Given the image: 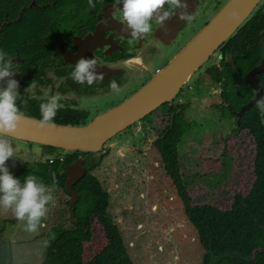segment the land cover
<instances>
[{"label":"rangeland","instance_id":"374dc122","mask_svg":"<svg viewBox=\"0 0 264 264\" xmlns=\"http://www.w3.org/2000/svg\"><path fill=\"white\" fill-rule=\"evenodd\" d=\"M194 35L196 32L187 42ZM185 41H177V51ZM178 102L186 105L185 118L192 125L178 149L184 185L194 205L229 210L235 195L248 194L255 181V142L247 131L233 133L235 118L221 120V87L204 70L182 90ZM167 123V109H159L149 120L137 123L132 132L112 138L106 143L111 147L108 155L91 174L110 196L108 213L134 264H201L204 252L197 234L153 145ZM208 160H218V168L205 167ZM54 197L43 221L46 227L38 233L25 231L24 222L0 208V234L11 242L15 263L42 264L50 232L72 227L70 198L60 187Z\"/></svg>","mask_w":264,"mask_h":264},{"label":"flooded vegetation","instance_id":"af4514ba","mask_svg":"<svg viewBox=\"0 0 264 264\" xmlns=\"http://www.w3.org/2000/svg\"><path fill=\"white\" fill-rule=\"evenodd\" d=\"M226 1L181 0L182 4L187 5V13L193 15L192 20L181 21L179 14L185 9H179L175 16L163 24L153 22L151 33L146 35L144 39L132 40L130 31H124L122 13L116 11V8L122 10V3L114 7V0H103V3L97 2L95 9L89 10L88 0H44L42 2L31 0L28 5L22 7L17 18L9 19L6 17L5 22L1 25V30L6 29L7 32H9L10 24L19 25L15 33L19 42L14 44L12 48L13 64L18 69V71L15 68L12 70L15 72L13 77L17 79L20 85L18 91L22 97L18 99L17 105L25 115L41 120L40 105L46 103L49 96L60 93L63 96L60 101L63 107L57 112L54 123L74 126L88 124L96 116L119 106L160 73L188 44L191 39L188 42L187 39L191 33L196 32L197 34L199 32L197 26L204 24L200 28L201 30L208 24L215 12H218ZM26 9H30L34 15L24 19L23 12ZM259 11L264 13V0L253 12L250 19ZM261 36L264 44V31ZM181 39H186V44L177 51L176 43ZM230 54V50H225L223 45L202 70L207 73L214 67L221 68L222 63H227L226 57ZM81 58H96L97 74L104 75L102 82L88 86L86 83L77 84L71 79L70 74ZM199 74L200 72L197 75ZM259 75L257 76L258 79ZM112 80L120 85L121 92L112 91L109 86ZM33 82L32 91L26 92L25 90ZM0 83L2 85L0 88L7 86V79ZM178 98L175 102L159 108L167 109L168 116L167 126L162 132L171 125L176 113L181 112L185 118L186 108L184 110L182 108L186 105L178 102ZM173 109H175L174 112ZM155 112L140 122L149 120ZM235 117L237 118V116ZM185 120L189 122L187 118ZM136 124L125 131L130 130L132 132V128ZM162 132H159V137L153 143L156 151V142ZM6 139L10 141L17 153L15 159L8 160L15 163L14 167L8 168L9 170H15L25 165L32 167L45 165L57 160L62 162L61 173H65L67 178L65 187L60 188L70 198L68 200L70 205L68 204V206L71 213V225L73 226V222L78 220L71 212L72 197L66 192L67 169L78 158L82 157L84 158L83 166L88 173L90 164H96L98 167L108 155L111 147L105 146L104 150H107V153L96 162L98 154L95 153L76 152L64 156L63 151L59 149L10 138ZM71 157H75V159L71 163H67ZM155 166L158 167V165ZM76 186L77 184L74 186L75 191Z\"/></svg>","mask_w":264,"mask_h":264},{"label":"trees","instance_id":"16d2710c","mask_svg":"<svg viewBox=\"0 0 264 264\" xmlns=\"http://www.w3.org/2000/svg\"><path fill=\"white\" fill-rule=\"evenodd\" d=\"M30 2L31 0H0V50L11 57L14 56V44L19 42V38L15 36L19 25L12 23L7 26L9 32L1 30V25L6 17L17 18L22 7ZM23 13L24 19L34 15L30 9ZM263 31L264 13L259 11L224 45V49L230 50L233 55L237 70L222 63L221 68L214 67L207 71L211 79L221 87V120L235 118L236 129L233 133L247 131L255 142V181L248 194H236L229 210L210 204H193L183 182L178 150L192 125L181 112L175 114L171 125L161 133L156 142L155 148L160 154L166 175L170 178L183 204L185 217L195 230L203 249L201 264H264V123L255 106L246 110L240 118L233 114L255 97L244 76L258 66L264 57ZM259 79L264 97V72L259 75ZM185 108L186 106L182 109ZM73 159L75 157L69 158L67 163H71ZM205 163L209 170L219 166L218 160H208ZM62 166V162L57 160L35 167L20 166L9 171L22 183L27 175L33 174L49 186L54 183L52 174L55 173L57 187L64 188L67 176L61 173ZM96 167V164H90L88 173L77 183L76 191L80 199L74 213L78 221L73 222L70 228L58 227L50 232V245L42 264H134L119 227L108 213L110 196L91 174ZM68 204L70 205L69 202ZM71 212L73 213L72 208ZM1 234L0 264H18L13 260L11 242ZM91 249H94L93 254Z\"/></svg>","mask_w":264,"mask_h":264},{"label":"water","instance_id":"95a60500","mask_svg":"<svg viewBox=\"0 0 264 264\" xmlns=\"http://www.w3.org/2000/svg\"><path fill=\"white\" fill-rule=\"evenodd\" d=\"M262 1L227 0L218 12H215L208 24L188 42L160 73L126 101L96 116L90 123L81 126L55 123L54 129H40L38 127L40 119L25 115V121L20 126L19 131L14 136L6 138L59 149L63 151L64 156L76 152L95 153L98 154L96 161L98 162L107 153L104 148L112 138L137 122L143 121L161 106L175 102L191 79L201 72L215 53L235 36ZM226 62L234 70H237L232 54L226 57ZM263 72L264 58L260 65L245 75L244 79L254 90L255 97L244 105L239 112H234L237 118L255 106L256 101L263 97L262 84L257 77ZM0 86H2L1 83ZM6 87V85L3 86L5 89ZM83 163L84 158L80 157L67 169L66 192L72 197L71 206L74 215L80 198L74 190V186L87 173ZM14 166L15 163L6 162V167L12 168Z\"/></svg>","mask_w":264,"mask_h":264},{"label":"clouds","instance_id":"9594fccd","mask_svg":"<svg viewBox=\"0 0 264 264\" xmlns=\"http://www.w3.org/2000/svg\"><path fill=\"white\" fill-rule=\"evenodd\" d=\"M97 2L103 0H88V9H95ZM123 4L122 13L124 31L129 32L132 40L144 39L152 31V23L163 24L169 18L175 16L179 9L185 11L179 14L181 21H190L193 15L186 11L187 5L181 0H114V7ZM17 67L13 64V58L8 53L0 50V82L7 79V87L0 88V208L5 212L12 211L18 221L24 222L25 231L38 233L41 228L46 227L43 221L49 211V205H54V191L57 188L55 173L53 185H46L40 178L29 174L24 178L23 183L15 178L6 162L17 157L16 149L5 137L14 136L19 131L20 126L25 121V113L17 105L19 94V83L12 79L15 75L13 69ZM97 60L81 58L71 72V79L80 85L92 86L94 83L104 80L103 74H97ZM110 88L113 92L122 91L120 85L115 81H110ZM34 82L26 89L31 92ZM63 96L60 93L53 94L47 98L46 103L40 105L42 119L38 121L40 129H54L56 127L54 119L57 112L63 107L60 101ZM26 104V101H25ZM255 107L259 111L264 123V97L256 101Z\"/></svg>","mask_w":264,"mask_h":264}]
</instances>
